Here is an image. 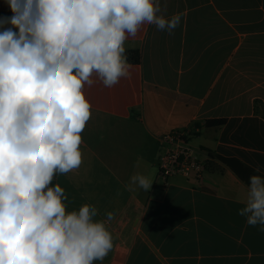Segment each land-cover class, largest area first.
<instances>
[{"label":"crops","instance_id":"1","mask_svg":"<svg viewBox=\"0 0 264 264\" xmlns=\"http://www.w3.org/2000/svg\"><path fill=\"white\" fill-rule=\"evenodd\" d=\"M180 14L171 34L145 24L125 41L137 51L129 76L112 88L93 77L82 89L92 115L82 132L79 169L55 175L67 210L83 204L106 220L113 249L94 264H264V231L238 212L248 186L215 161L201 188L159 177L160 136L187 134L202 160L235 159L264 176V0H159ZM12 12L0 0V18ZM126 57V56H125ZM221 127L204 128L206 120ZM141 172L153 184H129Z\"/></svg>","mask_w":264,"mask_h":264},{"label":"clouds","instance_id":"2","mask_svg":"<svg viewBox=\"0 0 264 264\" xmlns=\"http://www.w3.org/2000/svg\"><path fill=\"white\" fill-rule=\"evenodd\" d=\"M0 18V264H94L113 249L106 220L83 204L67 210L57 174L79 169L92 115L83 88L129 76L125 41L143 25L171 34L159 0H5ZM255 171L260 172L257 167ZM131 186L151 189L141 172ZM264 231V176L249 177L238 212Z\"/></svg>","mask_w":264,"mask_h":264},{"label":"built area","instance_id":"3","mask_svg":"<svg viewBox=\"0 0 264 264\" xmlns=\"http://www.w3.org/2000/svg\"><path fill=\"white\" fill-rule=\"evenodd\" d=\"M160 154L157 168L159 177L164 180L182 177L201 188L204 174L208 170L207 160L200 159L188 145L187 134L180 129H173L160 136Z\"/></svg>","mask_w":264,"mask_h":264},{"label":"trees","instance_id":"4","mask_svg":"<svg viewBox=\"0 0 264 264\" xmlns=\"http://www.w3.org/2000/svg\"><path fill=\"white\" fill-rule=\"evenodd\" d=\"M127 61L133 64H138L139 62V54L137 51H129L125 54ZM256 112L260 113V115L264 119V108H262L260 111L258 110V106H255ZM225 123V120L223 119H216V120H206L203 123L204 128H215V127H221ZM220 162L221 164L225 165L229 169H231L247 186H249V177L252 175H258L253 170L245 167L242 165L239 161L235 159H227L220 156H212L209 155V158L207 160V168L212 169L214 167V162ZM55 177L52 181V186H55Z\"/></svg>","mask_w":264,"mask_h":264}]
</instances>
